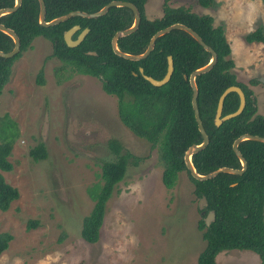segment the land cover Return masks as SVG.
<instances>
[{"label": "rangeland", "instance_id": "1", "mask_svg": "<svg viewBox=\"0 0 264 264\" xmlns=\"http://www.w3.org/2000/svg\"><path fill=\"white\" fill-rule=\"evenodd\" d=\"M164 1L209 14L228 41L233 72L252 90L264 115V42H247L262 27L264 0H147L148 16H161ZM51 43L36 37L13 63L0 94V142L11 143L10 171H0L19 196L0 210V232L12 238L0 264H196L205 247L198 221L199 199L185 171L165 187L158 149L119 119L117 97L101 81L75 71L51 55ZM42 71V84L38 83ZM117 139L137 158L106 203L99 239L80 235L83 218L94 206L91 193L101 185V164L112 159L109 141ZM42 143L46 158L34 161L32 147ZM36 225L28 228V222ZM217 264H259L249 250H224Z\"/></svg>", "mask_w": 264, "mask_h": 264}, {"label": "trees", "instance_id": "2", "mask_svg": "<svg viewBox=\"0 0 264 264\" xmlns=\"http://www.w3.org/2000/svg\"><path fill=\"white\" fill-rule=\"evenodd\" d=\"M111 0H44L47 21L69 11L95 12ZM136 5L141 22L133 33L117 40L120 50L131 54L142 53L151 36L170 24L180 22L197 32L217 53V60L206 73L197 75V105L203 127L209 141L204 149L192 155L191 160L200 174H206L219 167L240 168V162L232 150V142L243 133L264 136V115L258 113L252 90L239 82L233 72L234 61L231 48L221 25L214 24L209 14L193 12L189 7H170L164 1L161 16H148L145 10L147 0H123ZM214 0H198L203 7L213 5ZM14 0H0V8L11 7ZM37 0H21L19 8L0 17V22L15 31L20 39V50L11 58L0 57V94L9 81L13 63L31 47L36 37L51 43V55L75 71L91 75L101 81L102 89L117 97L120 121L135 135L158 149L163 164L161 179L165 187L175 184L178 173L185 171L194 185L197 198L205 197L206 203L200 210L213 211L214 219L207 225L204 219L198 221L205 247L197 257L196 264H217L216 256L224 250H249L258 255L259 264H264V143L244 140L238 148L246 159L247 168L242 174L219 173L212 179H194L185 167L183 156L193 143L202 141L191 107V88L188 76L194 69L205 65L210 53L202 48L188 33L175 29L158 37L153 50L139 61L117 56L111 48V38L117 30L129 27L133 13L127 7H110L102 16L84 18L73 16L61 23L43 27L38 23ZM88 28L83 40L69 47L63 40V33L72 25ZM247 42H264V31L257 27L246 34ZM12 39L0 31V50L10 51ZM89 52H95L91 54ZM173 60L170 79L154 86L143 78V74L161 79L167 67V56ZM42 71L38 83H43ZM258 83L257 78L251 79ZM231 85L242 88L246 102L242 112L219 126L213 123L219 95ZM239 104L238 95L230 92L224 99L222 114L233 112ZM112 159L101 164V185H95L92 197L94 206L82 220L80 235L92 244L98 241L103 223L106 203L114 187L123 179L129 164L137 158L124 149L120 141H109ZM11 143L0 142V171H10L7 159ZM34 161L46 158V149L38 143L29 151ZM19 196L18 189L10 185L0 172V210L6 211ZM203 213V214H204ZM33 220L28 228L35 226ZM12 236L0 232V253L4 251Z\"/></svg>", "mask_w": 264, "mask_h": 264}, {"label": "water", "instance_id": "3", "mask_svg": "<svg viewBox=\"0 0 264 264\" xmlns=\"http://www.w3.org/2000/svg\"><path fill=\"white\" fill-rule=\"evenodd\" d=\"M37 1L39 5L38 23L39 25L43 27L53 26L73 16H80L84 18H97V17L104 15L109 10V8L113 6L129 8L133 13V22L129 27L117 30L114 33V35L111 38V48H112V51L117 56L122 57L127 60H131V61H139L147 57L149 53L153 50L156 39L170 32L171 30L179 29V30H183L184 32L188 33L200 46H202L204 50L210 53V59L205 65L200 66L194 69L193 71H191L188 76V82L191 88V107L193 110L194 119L196 121L198 131L200 132L201 137H202V141L198 144H195V143L191 144L184 152L183 160H184L185 167L189 171L190 175L194 179L199 180V181L212 179L217 174L222 173V172L230 173V174H242L246 170L247 162L238 148L239 143L244 140H253V141H259V142L264 143V136L250 134V133H243L233 140L232 150L240 162L241 167L239 169L222 166L206 174H200L199 172H197L196 168L194 167L192 163V160H191L192 155L204 149L209 141L208 135L203 127L202 121L199 116L198 105H197L198 88L195 82V78L197 75L208 72L213 67V65L215 64L217 60L216 51L211 46H209L206 42H204V40L200 37V35L197 32H195L192 28L188 27L187 25L183 23L176 22V23L170 24L156 31L151 36L146 49L142 53L131 54V53L120 50L117 46V40L121 37H125L133 33L134 31L137 30V28L140 25V22H141L140 12L138 8L136 7V5H134L133 3L129 1H123V0H111L95 12H85L81 10H74V11H69L62 15H59L57 17H54L51 20L47 21L45 19V15H46L45 2L44 0H37ZM20 5H21V0H14V3L11 7L0 8V17L16 11ZM79 29H80V26L78 24H75V25H72L70 28H68L66 31H64L63 40L67 46L74 47L78 45L83 40V38L85 37V35L87 34L89 30L87 27L83 28L82 30L79 31L76 38H73L72 36ZM0 31L8 35L13 41V47L10 51L5 52V51L0 50V57L11 58L15 54H17L20 50V39L13 29L5 26L1 22H0ZM89 53L94 54L95 52H89ZM139 72L142 74L143 78L149 81L152 85L160 86L166 83L170 79V76L173 72L172 57L171 55L167 56L166 72L161 79H154L151 76L143 74V69L141 67L139 68ZM258 80L264 84V77H259ZM230 92H235L238 95L239 104L235 111L223 115L222 114L223 102H224L225 97ZM245 102H246L245 94L241 87L237 85H231V86L226 87L222 91V93L219 95L218 100H217L216 109H215L214 118H213L214 125L219 126L222 122L239 115L245 106ZM205 203H206L205 197H201L199 199V204H198L199 209H202ZM203 213H204V210L201 211V214ZM213 219H214V212L213 211L207 212V215L204 218L205 223L208 225L210 221Z\"/></svg>", "mask_w": 264, "mask_h": 264}, {"label": "crops", "instance_id": "4", "mask_svg": "<svg viewBox=\"0 0 264 264\" xmlns=\"http://www.w3.org/2000/svg\"><path fill=\"white\" fill-rule=\"evenodd\" d=\"M235 66V65H234Z\"/></svg>", "mask_w": 264, "mask_h": 264}, {"label": "flooded vegetation", "instance_id": "5", "mask_svg": "<svg viewBox=\"0 0 264 264\" xmlns=\"http://www.w3.org/2000/svg\"><path fill=\"white\" fill-rule=\"evenodd\" d=\"M206 213V212H205Z\"/></svg>", "mask_w": 264, "mask_h": 264}]
</instances>
